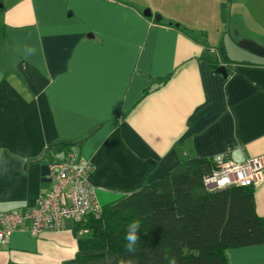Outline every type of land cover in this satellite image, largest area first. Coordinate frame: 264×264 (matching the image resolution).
I'll use <instances>...</instances> for the list:
<instances>
[{"label": "crops", "instance_id": "obj_1", "mask_svg": "<svg viewBox=\"0 0 264 264\" xmlns=\"http://www.w3.org/2000/svg\"><path fill=\"white\" fill-rule=\"evenodd\" d=\"M0 1V211L23 212L46 196L50 164L69 155L91 160L88 179L105 205L183 159L264 154V56L220 57L193 20L203 0ZM95 127L70 149L53 145ZM254 201L264 216V177ZM61 224L39 236L15 230L0 264L72 259L78 231L71 219ZM225 255L228 264H264V243Z\"/></svg>", "mask_w": 264, "mask_h": 264}, {"label": "trees", "instance_id": "obj_2", "mask_svg": "<svg viewBox=\"0 0 264 264\" xmlns=\"http://www.w3.org/2000/svg\"><path fill=\"white\" fill-rule=\"evenodd\" d=\"M208 63L213 69L221 64ZM70 141L53 145L70 149ZM213 159H183L159 179L102 205L100 215L75 223V232L86 231L78 237L75 256L64 264H228L227 248L264 243L254 186L204 188L202 177L211 171L205 163L213 167ZM133 222L140 224V239L129 251L125 235Z\"/></svg>", "mask_w": 264, "mask_h": 264}, {"label": "built area", "instance_id": "obj_3", "mask_svg": "<svg viewBox=\"0 0 264 264\" xmlns=\"http://www.w3.org/2000/svg\"><path fill=\"white\" fill-rule=\"evenodd\" d=\"M210 52L215 50L210 49ZM70 156L50 164V189L46 196L23 212L17 209L0 211V245L7 243L12 232L24 227L33 236H39L44 231L61 228L65 218L80 223L89 214H101L102 204L97 199L95 186L88 179L93 167L91 160L74 161ZM213 160L211 171L202 177L207 191L239 185L255 186L264 177V154L237 162L224 152L215 155ZM77 231L81 236L86 229Z\"/></svg>", "mask_w": 264, "mask_h": 264}, {"label": "rangeland", "instance_id": "obj_4", "mask_svg": "<svg viewBox=\"0 0 264 264\" xmlns=\"http://www.w3.org/2000/svg\"><path fill=\"white\" fill-rule=\"evenodd\" d=\"M204 6L193 2L194 21L203 26L208 43L227 59L248 55L239 45L242 40L264 48V0H203ZM195 9H202L196 12ZM204 9V10H203ZM220 44V45H219Z\"/></svg>", "mask_w": 264, "mask_h": 264}, {"label": "water", "instance_id": "obj_5", "mask_svg": "<svg viewBox=\"0 0 264 264\" xmlns=\"http://www.w3.org/2000/svg\"><path fill=\"white\" fill-rule=\"evenodd\" d=\"M143 14L145 16L150 17L152 15L151 11L149 8H145L143 11ZM161 18V16L159 14H154V19L156 21H159ZM239 45L245 49H248L249 51L260 55V56H264V48H261L260 46L256 45L253 42L250 41H246V40H242L239 42ZM217 72H219L220 74H222L223 76H225L227 74L226 68L224 65H219L216 68ZM97 129V127L91 129L90 131H88L87 133L83 134L81 137H79L78 139L75 140H71L70 142L72 144H76L78 142H81L82 140H84L85 138H87L88 136H90L95 130Z\"/></svg>", "mask_w": 264, "mask_h": 264}, {"label": "clouds", "instance_id": "obj_6", "mask_svg": "<svg viewBox=\"0 0 264 264\" xmlns=\"http://www.w3.org/2000/svg\"><path fill=\"white\" fill-rule=\"evenodd\" d=\"M139 229L140 224L139 222H133L128 225L125 235V240L127 241L126 247L129 251H134L135 246L140 239L139 237Z\"/></svg>", "mask_w": 264, "mask_h": 264}]
</instances>
